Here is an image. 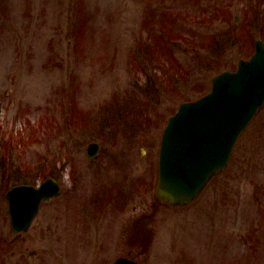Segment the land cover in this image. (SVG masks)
<instances>
[{"label": "rangeland", "instance_id": "obj_1", "mask_svg": "<svg viewBox=\"0 0 264 264\" xmlns=\"http://www.w3.org/2000/svg\"><path fill=\"white\" fill-rule=\"evenodd\" d=\"M257 38L264 0H0V264H264V105L195 201L155 195L168 116ZM48 175L12 233L3 187Z\"/></svg>", "mask_w": 264, "mask_h": 264}, {"label": "water", "instance_id": "obj_2", "mask_svg": "<svg viewBox=\"0 0 264 264\" xmlns=\"http://www.w3.org/2000/svg\"><path fill=\"white\" fill-rule=\"evenodd\" d=\"M264 102V46L257 41L250 59H240L236 71H223L211 79V90L201 98L183 102L169 117L159 153L157 196L171 206L195 200L227 159L242 129ZM92 143L89 154L97 155ZM59 191L48 178L39 187L18 185L7 191L10 227L25 230L41 200ZM135 264L125 258L116 264Z\"/></svg>", "mask_w": 264, "mask_h": 264}]
</instances>
